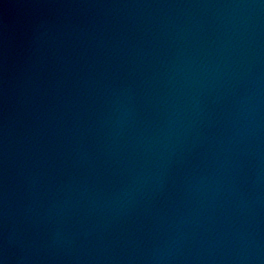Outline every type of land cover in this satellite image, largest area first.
I'll return each instance as SVG.
<instances>
[{
	"label": "water",
	"instance_id": "obj_1",
	"mask_svg": "<svg viewBox=\"0 0 264 264\" xmlns=\"http://www.w3.org/2000/svg\"><path fill=\"white\" fill-rule=\"evenodd\" d=\"M0 264H264V0H0Z\"/></svg>",
	"mask_w": 264,
	"mask_h": 264
}]
</instances>
